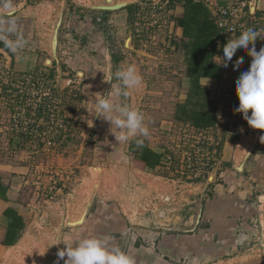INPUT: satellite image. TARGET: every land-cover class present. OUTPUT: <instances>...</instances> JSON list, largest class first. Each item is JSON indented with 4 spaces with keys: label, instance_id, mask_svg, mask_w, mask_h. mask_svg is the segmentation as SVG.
<instances>
[{
    "label": "rangeland",
    "instance_id": "374dc122",
    "mask_svg": "<svg viewBox=\"0 0 264 264\" xmlns=\"http://www.w3.org/2000/svg\"><path fill=\"white\" fill-rule=\"evenodd\" d=\"M105 1L12 0L8 9L0 0V164L12 166L6 174L21 186L27 221L0 264H57L64 244L88 237L123 235L156 248L174 226L188 238L187 264H264V130L227 110L207 133L176 121L189 79L186 57L169 45L171 26L139 22L128 3L98 9L123 3ZM254 27L264 32L263 22ZM129 65L142 84L115 100L143 113L150 134L142 147L119 144L92 114L98 93L107 95ZM144 148L165 162L143 166ZM216 208L223 216L207 217ZM101 223L112 231L99 232ZM225 223L222 235L207 230Z\"/></svg>",
    "mask_w": 264,
    "mask_h": 264
},
{
    "label": "clouds",
    "instance_id": "9594fccd",
    "mask_svg": "<svg viewBox=\"0 0 264 264\" xmlns=\"http://www.w3.org/2000/svg\"><path fill=\"white\" fill-rule=\"evenodd\" d=\"M4 7L12 9V0H4ZM3 24L4 21L0 20V26ZM11 24L14 28L15 21ZM257 37L264 38V32L252 27L243 31L238 37L230 38L223 46L224 58L220 63L228 67V62L232 61L234 54L240 48H248L252 52L250 66L245 67L236 80L240 94L237 107L252 128L264 130V48L257 51L254 42ZM250 41L253 43L250 44ZM11 46L15 48L18 44ZM244 59V56H240L235 61V68L238 69ZM114 75L119 84L115 86L112 84L107 95L98 93L99 96L92 101L95 105L92 114L110 123V132L115 135L119 144L135 139L136 145L142 147L143 139L140 137H147L150 134L143 113L127 103H117L115 100V97L129 96L130 89L142 84V76L132 65L117 70ZM106 82H111V78ZM260 141L264 143V136L260 137ZM64 245L65 247L58 252L57 264L59 260H64V264H135L132 256L119 247L111 246L106 239L88 237L80 239L74 245L71 243Z\"/></svg>",
    "mask_w": 264,
    "mask_h": 264
},
{
    "label": "crops",
    "instance_id": "0c3cea01",
    "mask_svg": "<svg viewBox=\"0 0 264 264\" xmlns=\"http://www.w3.org/2000/svg\"><path fill=\"white\" fill-rule=\"evenodd\" d=\"M177 3L178 5L176 6V13L179 14L178 17L180 18L184 12L183 3H181V0ZM253 7L259 11L260 15L264 16V0H256L253 4ZM172 33L177 40L182 37V30L181 28L177 27L176 24L172 26ZM225 43L227 42L225 41ZM216 56L213 57V61L221 68L219 78L224 75V71H234L237 69L235 68V61L240 56H244L245 59L243 63L240 64L238 69L243 70L245 67L250 66L252 61L251 56H249V54L242 48L238 49L234 54L232 61L228 62V67L222 66L216 60ZM214 81L215 79L203 78L200 79L199 82L201 86L209 90V86H211ZM251 166H254L253 162H251ZM10 168H12V166H4L0 164V253L4 248L13 247L19 243L26 228L27 222L25 215L26 209L21 199V186L18 184L16 185V183L13 182L15 178L12 176V174H6V170ZM220 211L221 210L219 208H216L214 209V212L213 210H208L205 212V214L208 215L212 213L214 218H217L218 216H223L222 214L219 215ZM201 215L202 210L200 212V216ZM207 217L210 218L209 215ZM216 226L218 225L214 224L211 228L212 230L210 228L207 230L211 231L210 233H216L220 235L224 234L226 229V233L229 232L226 223L221 228L218 227V229ZM234 226V224H231V231H236L237 226ZM116 228H120V231L123 229L117 225ZM97 229L99 232L106 231L107 234L108 232L112 231L109 225H104L103 223H101L100 227H97ZM170 229H173V231L175 229L174 232L176 233L172 236H162L161 240L158 241L159 246L156 248H146L143 246L144 244L141 240L135 241L134 238H132V240L129 242H125L126 239L123 235L122 237L106 240L108 243H114L113 246L119 247L121 250L132 256L135 264H187L186 259L188 255V238L183 235V232L180 231L179 227L174 226ZM167 248H170V252L168 254L165 252L167 251Z\"/></svg>",
    "mask_w": 264,
    "mask_h": 264
},
{
    "label": "trees",
    "instance_id": "16d2710c",
    "mask_svg": "<svg viewBox=\"0 0 264 264\" xmlns=\"http://www.w3.org/2000/svg\"><path fill=\"white\" fill-rule=\"evenodd\" d=\"M183 9L182 16L176 19L182 37L175 41L170 39L169 45H174V51L181 50L187 59L189 91L185 100L177 104L174 118L197 129L210 128L217 120L215 102L209 98V90L201 86L199 81L203 78L219 79L221 68L213 61V57L223 54L226 43L224 35L203 6L185 0ZM163 159V154L144 148L138 161L143 166L155 168L160 167Z\"/></svg>",
    "mask_w": 264,
    "mask_h": 264
},
{
    "label": "built area",
    "instance_id": "2783aa9c",
    "mask_svg": "<svg viewBox=\"0 0 264 264\" xmlns=\"http://www.w3.org/2000/svg\"><path fill=\"white\" fill-rule=\"evenodd\" d=\"M113 2V0H111ZM185 0H181L183 3ZM194 4H199L203 6L210 17L212 18L216 27L224 35L226 42L230 38L238 37L243 31L248 28H252L259 23H264V16L257 14V9L251 7L253 0H191ZM123 4L126 5H136L138 10L139 22L142 20L153 22L159 26H172L175 25L173 16L176 13V5L178 4L176 0H122ZM126 2V3H124ZM175 8V13H174ZM97 21H101L100 16H96ZM257 29V28H256ZM169 39L171 36L169 34ZM257 46V50L260 47V42L254 41ZM250 44L253 41L249 42ZM246 51L249 56L252 57V52L248 48H242ZM224 58L223 54L216 56V60L220 63L221 59ZM222 66L223 64L220 63ZM242 69H237V71L232 72L233 76L228 79L225 73L220 79H218L211 88V94L216 96L217 104V120L223 117V112H231V114L238 115L241 113L240 109L237 107L240 101V94L236 85V80L239 77ZM222 113V115H221ZM233 120V119H232ZM218 124L216 123L215 126ZM192 127V126H191ZM194 128V127H192ZM197 129V128H195ZM210 128L197 129L200 134L207 133ZM163 154V153H162ZM165 162V159H163ZM167 160L170 158L167 157ZM166 160V161H167ZM207 165V164H206ZM205 165V166H206ZM209 179V178H208Z\"/></svg>",
    "mask_w": 264,
    "mask_h": 264
},
{
    "label": "bare ground",
    "instance_id": "6f19581e",
    "mask_svg": "<svg viewBox=\"0 0 264 264\" xmlns=\"http://www.w3.org/2000/svg\"><path fill=\"white\" fill-rule=\"evenodd\" d=\"M106 4H113V2L111 0H106L105 1ZM123 6V3H120V4H113V5H102L100 7H97L98 9H110V10H115V9H118L120 7ZM105 7V8H103ZM83 214V213H82ZM77 221V220H76ZM71 225V224H70Z\"/></svg>",
    "mask_w": 264,
    "mask_h": 264
},
{
    "label": "water",
    "instance_id": "95a60500",
    "mask_svg": "<svg viewBox=\"0 0 264 264\" xmlns=\"http://www.w3.org/2000/svg\"><path fill=\"white\" fill-rule=\"evenodd\" d=\"M255 1H256V0H253V1H252L251 7H253V4L255 3ZM200 212H201V209H200L199 214H198V216H197L196 223H198V221H199V218H200Z\"/></svg>",
    "mask_w": 264,
    "mask_h": 264
}]
</instances>
